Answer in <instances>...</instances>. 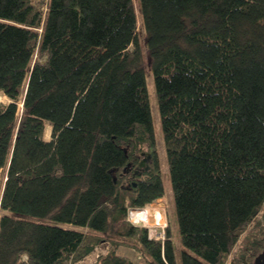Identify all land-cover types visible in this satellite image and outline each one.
Masks as SVG:
<instances>
[{"label":"trees","instance_id":"trees-1","mask_svg":"<svg viewBox=\"0 0 264 264\" xmlns=\"http://www.w3.org/2000/svg\"><path fill=\"white\" fill-rule=\"evenodd\" d=\"M147 72L178 246L129 219L165 193ZM0 92V264H253L264 247L260 224L232 255L264 207V0H0Z\"/></svg>","mask_w":264,"mask_h":264},{"label":"rangeland","instance_id":"rangeland-1","mask_svg":"<svg viewBox=\"0 0 264 264\" xmlns=\"http://www.w3.org/2000/svg\"><path fill=\"white\" fill-rule=\"evenodd\" d=\"M139 22H140V19H139ZM139 29H142L140 25H139ZM140 35H143V30L140 31ZM146 82H147V89L149 92L150 106H151L154 129H155L157 154L159 157L160 167H161L163 177H164V182H165V193L162 197L152 201L151 203L141 208L135 207L132 210H130L131 216H129V219L132 222H135L141 225H145V223L148 222L149 224H152V226L155 225L156 230H159V229L163 230L165 234H166L167 227H169L170 228L169 230L172 231L173 239L178 246L179 245L178 230H177V224H176L174 202H173L172 194L170 191L169 176L167 175V164H166V159H165V151L163 147L162 132H161L160 123H159V116H158V111H157V104H156V99H155V94H154V86H153L151 73L147 72ZM7 101H8L7 96L4 95L2 92H0V102L6 103ZM49 133H50V126L47 125L45 128L46 138H49ZM260 224L264 225V207L256 215V217L250 223L247 229L243 231V233L240 236L239 241L237 242V245H235L233 249L232 255H238L244 249L247 241L251 239L250 238L251 235L258 229ZM108 246H110L108 243L102 244L101 246L97 248L96 251L104 252L107 250ZM128 252H130L129 256H131L135 264H148L147 263L148 261H146V259L143 256H141L139 253L136 254L135 252H132V251H128ZM94 258H95V253L90 254L81 263L88 264L90 262H93ZM67 264H72V263H67Z\"/></svg>","mask_w":264,"mask_h":264},{"label":"flooded vegetation","instance_id":"flooded-vegetation-1","mask_svg":"<svg viewBox=\"0 0 264 264\" xmlns=\"http://www.w3.org/2000/svg\"><path fill=\"white\" fill-rule=\"evenodd\" d=\"M151 154L152 153L146 149H143L138 153V158L134 154L132 158L135 160L132 159L133 161L131 160L128 162L126 171L129 175H127V178H130L132 181L134 179L133 177L138 179H141V177L143 178L146 175L147 171H150V167L152 166L153 159Z\"/></svg>","mask_w":264,"mask_h":264},{"label":"built area","instance_id":"built-area-1","mask_svg":"<svg viewBox=\"0 0 264 264\" xmlns=\"http://www.w3.org/2000/svg\"><path fill=\"white\" fill-rule=\"evenodd\" d=\"M145 225L150 227V228H148L149 237L154 238V239H160V240L164 239V231L163 230H161V229L156 230V226L155 225L152 226V224H149L148 222H146Z\"/></svg>","mask_w":264,"mask_h":264},{"label":"water","instance_id":"water-1","mask_svg":"<svg viewBox=\"0 0 264 264\" xmlns=\"http://www.w3.org/2000/svg\"><path fill=\"white\" fill-rule=\"evenodd\" d=\"M135 184V182H133ZM253 264H264V247L253 258Z\"/></svg>","mask_w":264,"mask_h":264},{"label":"bare ground","instance_id":"bare-ground-1","mask_svg":"<svg viewBox=\"0 0 264 264\" xmlns=\"http://www.w3.org/2000/svg\"><path fill=\"white\" fill-rule=\"evenodd\" d=\"M115 179V178H114ZM136 214V213H135ZM138 214V213H137ZM148 221V220H147ZM165 227V226H164Z\"/></svg>","mask_w":264,"mask_h":264}]
</instances>
